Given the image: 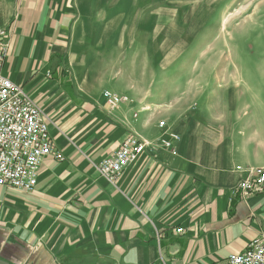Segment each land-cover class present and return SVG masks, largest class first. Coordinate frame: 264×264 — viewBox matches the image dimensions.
<instances>
[{"label": "crops", "instance_id": "obj_1", "mask_svg": "<svg viewBox=\"0 0 264 264\" xmlns=\"http://www.w3.org/2000/svg\"><path fill=\"white\" fill-rule=\"evenodd\" d=\"M145 3L0 0L3 74L64 156L44 158L32 192L0 186V264H227L264 230V192L229 201L264 167V92L189 96L195 61L170 58L177 20ZM105 91L129 101L111 108ZM131 135L149 146L109 183L95 164Z\"/></svg>", "mask_w": 264, "mask_h": 264}, {"label": "rangeland", "instance_id": "obj_2", "mask_svg": "<svg viewBox=\"0 0 264 264\" xmlns=\"http://www.w3.org/2000/svg\"><path fill=\"white\" fill-rule=\"evenodd\" d=\"M160 8L177 20L170 58L195 61L189 96L202 92L208 101L226 97L227 103L238 86L242 97L264 92V0H146L145 10ZM164 86L161 101L168 103L167 81Z\"/></svg>", "mask_w": 264, "mask_h": 264}, {"label": "built area", "instance_id": "obj_3", "mask_svg": "<svg viewBox=\"0 0 264 264\" xmlns=\"http://www.w3.org/2000/svg\"><path fill=\"white\" fill-rule=\"evenodd\" d=\"M10 31L0 27V186L21 192H32L37 183L40 166L47 156L62 161L64 156L56 148L49 133L48 122L40 106L24 87L3 74V66L9 54ZM105 102L111 108L128 102L127 96L104 92ZM163 127L164 123H160ZM173 140L161 139L160 144L169 148ZM149 144L137 135L127 137L110 155L95 164L101 177L116 184L125 168L134 162ZM264 192V167L241 180L230 190L229 201ZM183 228H177L182 233ZM227 264H264V230L253 238L244 251L231 253Z\"/></svg>", "mask_w": 264, "mask_h": 264}]
</instances>
